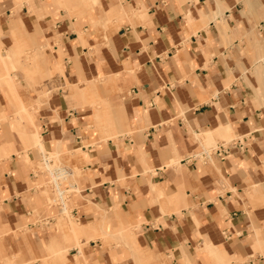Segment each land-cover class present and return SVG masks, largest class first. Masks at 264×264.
<instances>
[{"label": "crops", "instance_id": "1", "mask_svg": "<svg viewBox=\"0 0 264 264\" xmlns=\"http://www.w3.org/2000/svg\"><path fill=\"white\" fill-rule=\"evenodd\" d=\"M263 8L0 0V264H264ZM63 211L97 229L79 259Z\"/></svg>", "mask_w": 264, "mask_h": 264}, {"label": "rangeland", "instance_id": "2", "mask_svg": "<svg viewBox=\"0 0 264 264\" xmlns=\"http://www.w3.org/2000/svg\"><path fill=\"white\" fill-rule=\"evenodd\" d=\"M262 17L264 18V8L262 10ZM36 54L37 53H33V59L36 57ZM21 56H23V58H25V59H29V57H28V55L26 53H24L23 55L21 54ZM6 70H8V69L6 68ZM12 71H16V69L15 68H11L9 70L10 73ZM207 141L209 142V140H207ZM226 143H229V140L225 141V144ZM209 144H211V143H206L205 145H209ZM31 148L32 149H37L38 152H42L44 155H47L49 157V159H51L53 161V166L51 167V169H58V168L66 167L67 169L71 170V168L69 166H66V165L61 163V157L58 154H49V153H47L44 150V148L42 147L40 139L37 136L32 138ZM209 148H210V146L207 147V149H209ZM41 162H42V157H41ZM41 162L38 163L37 169H39V171H45L44 173L49 175V172H46V169L42 165ZM53 183H54L53 178L50 177V175H49V181L48 182L47 181L43 182L42 187L45 188V190H47L48 192H50L51 190H54L53 186H52ZM75 183H76V177L75 176H67V178L65 180L61 181L60 188H61L62 191H66L65 188L67 186L71 187L70 191L65 193V198L63 197L65 199V203L63 201V203L65 204V208H63V210H65V211L67 210L66 204L69 207L68 211H70L69 209L71 208L70 204H71L72 197L73 196L75 197L78 193H80L79 189L78 190L74 189L73 184H75ZM53 203L55 205H57V204L60 205V199H59V197H58V195L56 193L54 194V196L50 194V197H49L50 206H53ZM65 211H63V212H65ZM61 217H63V219L65 218V219L69 220L70 219L69 212L63 213L62 215H60L59 218H61ZM68 224L71 225L72 233H74L73 231L76 230L75 232L77 233V236H78V237H76L77 243H76L75 246H76V248L78 249V252H79L78 253V258H77V259H79L80 258L79 256H81L84 253L85 247L88 245L89 239H95V235L97 234V229L93 228V227L85 228L83 226H80L81 223L78 222V220H73V219L72 220L70 219V222ZM59 225H62V229L58 226V228L60 230H62V231L65 230V228L67 226L65 221H61ZM101 231H102V234L104 235V237L101 238V240L103 242V246L110 247V239H109V237L112 234L111 231L109 229H103ZM84 235L87 236L86 237L87 240L84 241V242H80L79 241L80 237L84 236ZM115 243H117V242H115ZM117 246L120 247L121 245L119 243L115 244V247H117ZM53 257H55V260L53 261V264H61V263L62 264H68L64 260H62V261L56 260V259H58L57 257H59L58 253L53 252Z\"/></svg>", "mask_w": 264, "mask_h": 264}, {"label": "built area", "instance_id": "3", "mask_svg": "<svg viewBox=\"0 0 264 264\" xmlns=\"http://www.w3.org/2000/svg\"><path fill=\"white\" fill-rule=\"evenodd\" d=\"M229 144L228 143H224L223 145H221L220 147H218L216 149V154L218 156H222L223 154L226 153V151H228L229 149ZM42 165L45 167L46 169V172H49V175L50 177L53 178V189H55L59 195V199H60V203L62 204V199L64 194H65V191H62L60 186H61V181L62 180H65L67 178V176H70L71 175V170L70 169H67L66 167H63V168H58V169H51V167L53 166V161L51 159H49V157L47 155H42ZM40 172H45V171H40ZM62 206V205H60Z\"/></svg>", "mask_w": 264, "mask_h": 264}, {"label": "bare ground", "instance_id": "4", "mask_svg": "<svg viewBox=\"0 0 264 264\" xmlns=\"http://www.w3.org/2000/svg\"><path fill=\"white\" fill-rule=\"evenodd\" d=\"M259 55H260V54H259ZM262 56H263V55H262ZM259 58H260V57H259ZM260 59H261V58H260ZM262 60H264V57H262ZM210 139H211V138H209V139L207 138V140H210Z\"/></svg>", "mask_w": 264, "mask_h": 264}]
</instances>
